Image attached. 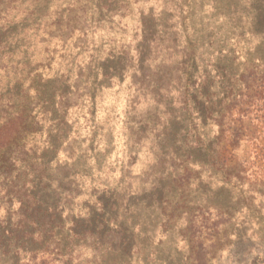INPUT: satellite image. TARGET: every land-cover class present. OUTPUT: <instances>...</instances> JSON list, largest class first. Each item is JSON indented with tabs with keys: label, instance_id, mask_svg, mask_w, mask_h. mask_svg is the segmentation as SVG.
I'll list each match as a JSON object with an SVG mask.
<instances>
[{
	"label": "rangeland",
	"instance_id": "obj_1",
	"mask_svg": "<svg viewBox=\"0 0 264 264\" xmlns=\"http://www.w3.org/2000/svg\"><path fill=\"white\" fill-rule=\"evenodd\" d=\"M248 71L264 0H0V264H264V153L216 123Z\"/></svg>",
	"mask_w": 264,
	"mask_h": 264
},
{
	"label": "trees",
	"instance_id": "obj_2",
	"mask_svg": "<svg viewBox=\"0 0 264 264\" xmlns=\"http://www.w3.org/2000/svg\"><path fill=\"white\" fill-rule=\"evenodd\" d=\"M240 81L241 89L222 117V120H226L225 124L216 123L225 145L240 147V144L244 143V146H249L250 153L259 158L261 153H264V136L255 137L251 132L252 129H257L255 121L261 119L264 122V73L248 71L246 75H242ZM27 130L28 117L23 111H13L4 116L0 124V156H4L10 145L20 139ZM234 131L237 133H233ZM225 145L223 150L228 153Z\"/></svg>",
	"mask_w": 264,
	"mask_h": 264
}]
</instances>
